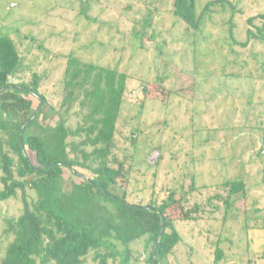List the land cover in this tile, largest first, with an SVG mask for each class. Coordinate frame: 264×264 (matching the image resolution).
Listing matches in <instances>:
<instances>
[{
    "label": "rangeland",
    "instance_id": "374dc122",
    "mask_svg": "<svg viewBox=\"0 0 264 264\" xmlns=\"http://www.w3.org/2000/svg\"><path fill=\"white\" fill-rule=\"evenodd\" d=\"M207 1L199 0V9ZM230 1L236 9L232 20L230 7L214 6L195 39L172 15V0H0V35L12 38L22 59V72L10 80L29 81L34 73L40 77L45 103L24 96L41 110L38 123L52 127L69 54L114 67L127 80L112 156L128 170L131 199L148 202L180 186L185 191L190 184L240 177L248 188L245 206L253 199L264 206V153L259 150L264 40L242 46L229 38L231 22L238 42L245 40L247 18L262 22L255 16L264 14V0ZM152 90L159 98L169 92V98L151 100ZM78 112L74 106L68 113L72 128L79 122ZM111 190L122 191L117 186ZM216 190L192 191L188 206ZM27 197L29 201L33 194L28 191ZM212 205L201 219L174 223L180 241L161 264H212L216 240L224 254L219 264H264V231L243 229L246 217L249 224L253 220L242 212V201L239 212L224 220L221 207L213 211ZM22 206L20 196L0 201V258L10 239L5 220L16 217ZM131 248L143 256L144 239ZM83 264L96 262L88 255ZM128 264L142 263L131 259Z\"/></svg>",
    "mask_w": 264,
    "mask_h": 264
},
{
    "label": "trees",
    "instance_id": "16d2710c",
    "mask_svg": "<svg viewBox=\"0 0 264 264\" xmlns=\"http://www.w3.org/2000/svg\"><path fill=\"white\" fill-rule=\"evenodd\" d=\"M199 0H172L171 13L196 39L205 27L213 7H230L232 20L236 9L230 0H208L201 9ZM247 18L245 46L254 39L264 40V14ZM254 28V29H253ZM137 42L139 37L135 36ZM205 38V37H202ZM22 59L9 35H0V201L20 196L23 206L16 217L5 220V234L10 238L0 264H83L91 255L96 264L117 260L128 264L131 259L142 264H161L180 235L174 223L203 218L206 206L219 204L223 220L230 213L234 217L238 202L244 204L248 228L264 231V206H256L255 199L245 206L248 188L242 178L219 183L190 184L171 189L160 199L148 202L131 199L127 193L128 170L123 162L112 156L120 108L126 90L127 76L114 67L83 61L69 54L64 68L61 100L56 108L57 122L51 127L41 126L37 115L24 95H31L45 103L39 92L40 77L34 73L29 81H12L22 72ZM146 86L143 87L145 98ZM151 100L159 98L158 91ZM166 92V91H165ZM249 101V99H248ZM246 101L245 103L249 102ZM78 106L79 122L69 126L68 113ZM32 110V111H31ZM77 113V114H78ZM262 145L264 153V126ZM39 130V132H37ZM131 141L134 139L129 138ZM31 153V155H30ZM117 186L121 194L112 192ZM219 188L194 201L190 195L202 188ZM33 197L28 201L27 192ZM213 206V211L219 206ZM211 211V210H210ZM210 213V212H206ZM163 218V222H162ZM144 239V255H135L131 245ZM223 250L216 240L212 264H219ZM194 264V263H192Z\"/></svg>",
    "mask_w": 264,
    "mask_h": 264
},
{
    "label": "water",
    "instance_id": "95a60500",
    "mask_svg": "<svg viewBox=\"0 0 264 264\" xmlns=\"http://www.w3.org/2000/svg\"><path fill=\"white\" fill-rule=\"evenodd\" d=\"M162 222H163V218H162Z\"/></svg>",
    "mask_w": 264,
    "mask_h": 264
}]
</instances>
